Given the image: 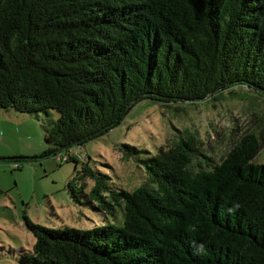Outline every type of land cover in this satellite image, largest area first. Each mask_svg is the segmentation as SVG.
<instances>
[{"label":"trees","instance_id":"16d2710c","mask_svg":"<svg viewBox=\"0 0 264 264\" xmlns=\"http://www.w3.org/2000/svg\"><path fill=\"white\" fill-rule=\"evenodd\" d=\"M233 85L264 91V0H0V107L58 111L43 156L103 134L142 98L197 100ZM195 141L159 146L145 158L149 184L133 190L83 163L95 183L87 194L68 181L73 200L120 207L122 224L54 228L23 215L35 241L20 263L264 264L257 135L206 166Z\"/></svg>","mask_w":264,"mask_h":264},{"label":"rangeland","instance_id":"374dc122","mask_svg":"<svg viewBox=\"0 0 264 264\" xmlns=\"http://www.w3.org/2000/svg\"><path fill=\"white\" fill-rule=\"evenodd\" d=\"M58 115L53 108L26 112L0 107V156L27 157L16 163L0 158V264H21L19 255L32 248L35 236L23 215L54 228L122 224L120 207L111 215L73 200L68 181L87 194L95 183L94 177L82 175L83 163L106 174L109 188L133 190L149 184L145 158L159 146L192 134L199 147L194 162L201 159L206 166V160L220 162L247 132L255 133L260 143L253 161L264 162V91L245 85L197 100L142 98L103 134L43 156L51 147L44 134Z\"/></svg>","mask_w":264,"mask_h":264},{"label":"built area","instance_id":"2783aa9c","mask_svg":"<svg viewBox=\"0 0 264 264\" xmlns=\"http://www.w3.org/2000/svg\"><path fill=\"white\" fill-rule=\"evenodd\" d=\"M16 163V162H15Z\"/></svg>","mask_w":264,"mask_h":264}]
</instances>
